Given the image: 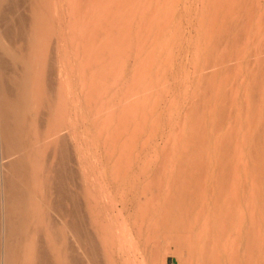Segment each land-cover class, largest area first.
<instances>
[{"label": "rangeland", "instance_id": "374dc122", "mask_svg": "<svg viewBox=\"0 0 264 264\" xmlns=\"http://www.w3.org/2000/svg\"><path fill=\"white\" fill-rule=\"evenodd\" d=\"M25 1L20 12L27 14L31 0ZM33 4L35 12L48 10L45 28L38 24L36 30V42L42 38L15 43L22 52L41 49L37 59L46 54L43 60L56 62L52 86L62 88L52 87L58 91L52 92L55 114L40 109L47 114L37 112L32 120L39 130L49 129L36 139L48 134L39 146L51 164L62 131L70 158L74 154L70 169L77 172L68 187L83 202L88 231L99 232L94 236L101 249H114L116 263L125 264L119 235L128 224L124 234L138 242L146 264H198L211 247L199 225L214 229L220 219L246 216L257 223L255 264H264V0ZM24 42L27 48L35 44L28 51ZM43 60L36 62L42 74ZM120 176L127 190L116 186ZM51 211L60 227L66 225L63 213ZM69 232L68 244L81 252L85 241ZM191 233L200 234L196 251L188 249Z\"/></svg>", "mask_w": 264, "mask_h": 264}, {"label": "bare ground", "instance_id": "6f19581e", "mask_svg": "<svg viewBox=\"0 0 264 264\" xmlns=\"http://www.w3.org/2000/svg\"><path fill=\"white\" fill-rule=\"evenodd\" d=\"M23 4H27L25 0H0V24H9L8 26L5 25V28L0 26L1 28H3H0V264H89L88 261L92 264H104L105 262L108 264H117V260L111 256L114 249L113 251H111L112 253L110 252V250L109 253L107 251H103L106 250V247L105 249L103 248V250L101 249L102 244H100L96 238L97 234L99 233L96 231L97 229L94 230L91 227V229L94 230L93 232L96 231L95 233L97 234H92L88 231L90 229L89 227V229L86 227L88 225V223H86V220H88V215L85 216L87 213L83 214V211H86H82L81 209V207H83L81 206V204L83 205V202H80L81 199L77 200L79 195L76 196L73 190H71V192L68 187V185H71L69 181L72 182L71 179L75 173L77 174V172L74 170L75 173L73 174L74 171L72 172L71 170L73 169L74 164H72L73 162L70 163L73 160L70 161L69 159H72L74 154L71 155L70 158L68 143L64 138H61L62 131H59V138H56V151L51 150V152L53 151V153L56 152V159L54 161L52 160L51 164H49L48 162H50L51 159L49 160V157H46V154H41L42 152L40 153L42 148H40L39 142L41 140V142H43V136H46L48 134L46 133L43 136L40 135L49 129H47L48 127H46L47 130L45 129V131H43V129L39 130L37 123L33 122L32 120L34 118H37V112H40L41 110L42 112H44L43 109H45V111L46 109H49V111L52 110V103L56 102V99L52 101V98H54L53 96L57 95H52V92L55 91L53 89L54 87H56V90L62 88L58 85V89V86L56 85L57 83L54 84L56 86H52L53 82H58L57 79H51L53 76L52 74L57 77L56 70H54L56 73H53V69H57V63L54 62L56 66L53 64V68V65H51L47 60L48 58H45L43 74L40 73L41 71H39V69L37 70L38 67L36 66L39 64H37L36 62L38 60H43L44 57L42 56H46V54H44L46 53V50L43 53L44 55L41 54L42 58L39 56L40 58L37 59L40 52H42L41 49L39 48L40 52L38 54L36 52L38 49L34 51V48L37 47H34V52L31 53L28 50L30 45L27 48V43H25H30L33 42V40L37 39L36 30L38 28V24L41 29L45 28V26L44 28L42 27V23L44 24L46 22V12L48 10L40 13H38V11L35 12V9L37 7H34L33 0H31V3L28 4L30 12H27L26 14V12H20L21 7L24 6ZM41 5H43V3H41ZM48 8L50 9V6ZM51 12L53 13V8ZM49 20L50 23H52L51 20L53 19ZM28 23L30 26L28 25ZM147 24H149V22H147ZM50 30L51 29H49V32L52 31ZM39 32L42 33V30H40ZM47 33H45V35H47ZM41 38H38L39 40L37 42L35 40L34 42L38 43ZM19 40L25 41L24 45L29 53L27 51H25L27 52L25 53L23 49V52L21 51V49L18 50L22 47V45L19 47L15 42L18 41L20 44H22V41ZM46 40H48V38ZM33 44L35 43H32V46L30 47L31 49L34 46ZM49 55L47 57H49L51 61L54 56ZM44 60L41 62H44ZM41 62L39 63L41 64ZM61 82L60 84L63 83ZM56 92L58 91H55V93ZM63 102L64 101H62L61 103ZM35 103H37L36 105L39 104L38 106L40 107L37 108L36 106L35 108ZM56 107L58 108L59 106H56L55 104V108ZM55 108L53 109V111H51V114L54 113ZM46 114L41 113L40 115ZM51 124L53 125V122ZM55 124L57 125V123ZM46 126H48V124ZM54 129L55 128H53V130ZM39 132L40 141L39 138L36 139ZM53 132L54 134H57L56 132H58V129L56 132ZM51 133L52 131H50V136L52 135ZM65 135L67 134L65 133ZM66 137L67 136H65V138ZM53 140L51 141V143L53 142ZM36 143L38 144L36 145ZM49 143L50 142H48V145H50ZM45 145H47V143L44 144V146ZM111 148L109 150L113 149ZM39 156H41V158H39ZM71 165H73L72 168ZM138 177L139 175L137 176V178ZM120 178L122 177L120 176ZM120 178H118V184L116 186H123L126 189L128 181L126 180V178H122V180ZM136 179H133L134 182L129 181V183H136ZM73 180H77L76 177ZM142 180L144 181V178ZM142 180H140L141 184L143 183L141 182ZM137 184L136 187L139 186ZM123 187L122 189L124 190ZM66 201L71 202V205L68 204L70 205L69 207H65ZM78 201L81 204H79ZM124 203L126 206L127 202ZM56 209L59 210L58 212H61L60 214L63 213L62 215H64L65 218L67 217V219L65 220L66 225H64L69 229V231L72 230L73 234H75L76 236L78 235L77 237H79L78 239L81 238V242L83 240L85 241L83 242L87 245H85V248L83 247V243H81L82 245L79 244L83 247L82 250L84 251L80 250L81 252H79L78 247L73 244L77 247V249H75L78 252L77 253L74 250L73 246L71 247V245L68 244V241L71 238L68 240L69 237L67 238L68 234H66V232H70L68 230L65 232L64 225H61V227L59 226L60 224L58 225V223L56 222L57 220L55 221V216H52L55 213L51 214V210L55 211ZM241 217L239 218L238 216L237 221V218L235 219L232 217L230 219L228 218L227 220L220 219V224H216L217 226L215 225L214 229H211V226L206 223L199 225L200 234L201 231L204 232V230H207L205 233L207 239L205 241L206 245L211 242L209 244V246L211 245V247H209L211 252L210 250H208V255H205L206 253L204 255L200 254L202 255L201 257L204 258L200 259L201 263L199 262L198 264H255L254 259L256 258L254 254L256 253V248L254 249V246H256L255 237L257 238L255 225L257 223H254L255 221L253 217H251L252 219H248V221L247 219H244L246 216L244 218L242 217V219ZM94 218L92 220L93 222L90 220L92 223L97 221ZM249 220L250 224L249 226H246V223L249 222ZM225 222L234 223V226L233 224H228V226H225ZM85 223L87 224L86 226ZM127 225H125L126 227L124 226L121 229L123 235L119 232V245L121 247V250L119 249V251H121L120 254L123 256L122 261L125 260V264H135V262L137 261L139 264H146L147 258L143 255L142 250L138 249L139 247H136V243L138 242H134L135 239H133L132 235L129 236L130 233H128V235L124 234L125 231H127ZM62 226H64V228H62ZM93 226L95 225L93 224ZM191 234L187 236L190 239L186 237L187 241L191 240L188 242V244H190L188 245L186 241L185 245H188L189 250L196 251L197 246L195 240L198 237L200 238V234L197 233L198 235H196L194 233L192 236ZM211 237L213 242L211 240ZM70 241H72V239ZM212 243H214L215 245H212ZM104 246L105 245H103V247ZM110 247L112 250L113 245H111ZM102 251L103 253L106 252V254H108V257L107 255L104 256L102 254ZM83 252L84 254H86V256L82 255ZM198 253H201V251Z\"/></svg>", "mask_w": 264, "mask_h": 264}]
</instances>
